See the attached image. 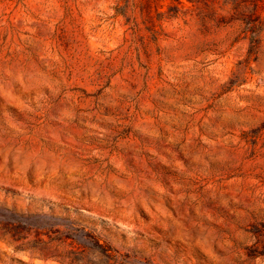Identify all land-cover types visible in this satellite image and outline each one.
<instances>
[{
	"label": "rangeland",
	"instance_id": "rangeland-1",
	"mask_svg": "<svg viewBox=\"0 0 264 264\" xmlns=\"http://www.w3.org/2000/svg\"><path fill=\"white\" fill-rule=\"evenodd\" d=\"M210 6L0 0V264H264V11Z\"/></svg>",
	"mask_w": 264,
	"mask_h": 264
},
{
	"label": "trees",
	"instance_id": "trees-1",
	"mask_svg": "<svg viewBox=\"0 0 264 264\" xmlns=\"http://www.w3.org/2000/svg\"><path fill=\"white\" fill-rule=\"evenodd\" d=\"M192 4H199L203 8H209L212 11L211 3L219 0H187ZM180 3L181 0H178ZM230 4V10L233 14L231 20L240 23V32L248 38V59H255L262 31L261 13L264 11V0H223ZM213 12V11H212ZM252 57V58H251Z\"/></svg>",
	"mask_w": 264,
	"mask_h": 264
}]
</instances>
